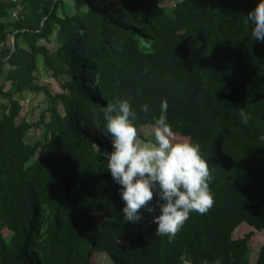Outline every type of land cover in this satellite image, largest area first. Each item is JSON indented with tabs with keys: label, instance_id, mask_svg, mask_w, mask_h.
I'll return each instance as SVG.
<instances>
[{
	"label": "trees",
	"instance_id": "16d2710c",
	"mask_svg": "<svg viewBox=\"0 0 264 264\" xmlns=\"http://www.w3.org/2000/svg\"><path fill=\"white\" fill-rule=\"evenodd\" d=\"M64 1L0 0V264H90L96 253L111 264H180L181 253L250 264L248 236L233 233L264 230V41L244 17L256 0H82L73 15ZM39 59L59 93L36 83ZM28 93L48 103L36 123L21 116ZM119 98L137 131L165 102L172 131L207 160L212 206L190 212L171 243L148 213L121 219L102 157V109ZM38 129L42 142L30 143Z\"/></svg>",
	"mask_w": 264,
	"mask_h": 264
},
{
	"label": "clouds",
	"instance_id": "9594fccd",
	"mask_svg": "<svg viewBox=\"0 0 264 264\" xmlns=\"http://www.w3.org/2000/svg\"><path fill=\"white\" fill-rule=\"evenodd\" d=\"M244 17L253 40L264 41V0H256ZM102 111L111 149L102 157L119 186L121 219L136 223L148 213L156 225L155 235L171 243L190 212L206 214L212 206L207 160L198 144L176 137L167 121L165 102L152 119V139L143 143L137 139L136 113L127 99L108 102ZM140 111L147 113L148 106L140 105ZM237 115L242 124L248 123L249 115L243 108ZM178 259L180 264H192L186 253Z\"/></svg>",
	"mask_w": 264,
	"mask_h": 264
},
{
	"label": "rangeland",
	"instance_id": "374dc122",
	"mask_svg": "<svg viewBox=\"0 0 264 264\" xmlns=\"http://www.w3.org/2000/svg\"><path fill=\"white\" fill-rule=\"evenodd\" d=\"M65 9L68 15H73L76 11V8L80 6L82 10L84 9L82 0H65ZM165 7H171L174 5L173 0H162L160 1ZM55 44V43H54ZM48 44L45 41L40 42V45L47 48L50 51H54L56 44L54 45ZM41 59H39V71L36 74V83L41 86L47 88L49 91L54 93H59V84L49 77V74L45 71L44 67L41 64ZM5 84L4 78H0V88ZM9 89V85H5L3 92H6ZM24 107V111L22 113V117L26 118L29 123H36L41 114L48 107V103L46 101V97L44 93H28L24 96L21 101ZM5 104V101L2 98V93H0V106ZM62 108V106H60ZM1 111V107H0ZM25 115V116H24ZM177 138H185L181 135L175 134ZM29 142L34 144H39L43 140L42 130H35L30 132L29 134ZM137 139L143 143L150 141L152 139V127L144 126L137 131ZM249 238V246H250V264H257V260L259 258L260 251L264 245V230H256L255 228L249 226L248 224H241L233 233L234 239H243L245 237ZM90 264H111L109 259L105 254L96 253L91 258Z\"/></svg>",
	"mask_w": 264,
	"mask_h": 264
},
{
	"label": "water",
	"instance_id": "95a60500",
	"mask_svg": "<svg viewBox=\"0 0 264 264\" xmlns=\"http://www.w3.org/2000/svg\"><path fill=\"white\" fill-rule=\"evenodd\" d=\"M13 48H14V45H13ZM14 50V49H13Z\"/></svg>",
	"mask_w": 264,
	"mask_h": 264
}]
</instances>
